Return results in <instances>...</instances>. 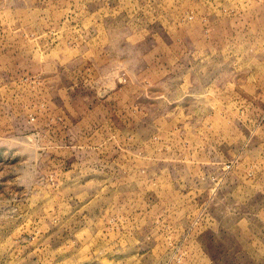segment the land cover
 <instances>
[{
	"label": "rangeland",
	"instance_id": "rangeland-1",
	"mask_svg": "<svg viewBox=\"0 0 264 264\" xmlns=\"http://www.w3.org/2000/svg\"><path fill=\"white\" fill-rule=\"evenodd\" d=\"M197 36L216 62L206 63L217 70L210 89L216 104L203 98L188 104L186 116L168 113L165 67L199 66ZM113 40L121 51L115 96L85 60L97 59L96 45L109 52ZM260 47L264 0H0V264H207L209 251L196 248L214 223L211 211H264V187L243 204L257 188L236 185L233 174L257 173L253 165L240 167L261 129L264 104L236 83L221 87L227 57H240L236 68L241 53ZM49 60L78 63L71 77L97 94L94 101H101L96 90L105 97L104 111L94 108L100 121L70 130L50 90L62 75L41 73ZM192 114L205 115L197 130L205 136L212 123L215 139H194ZM182 129L185 137L174 139L178 151L165 153V134L177 138ZM213 143L216 170L165 169L195 166ZM183 178L201 184L181 187ZM203 239L218 263L258 264L264 219Z\"/></svg>",
	"mask_w": 264,
	"mask_h": 264
},
{
	"label": "crops",
	"instance_id": "crops-1",
	"mask_svg": "<svg viewBox=\"0 0 264 264\" xmlns=\"http://www.w3.org/2000/svg\"><path fill=\"white\" fill-rule=\"evenodd\" d=\"M209 18V17H208ZM116 40V39H115ZM113 40L111 41V45H108V47H111L112 49H109V52L105 51V47L102 45H96V56L97 59H85L84 55L82 54L83 60H91L95 64V73L99 76L100 86L103 87V91H113L114 96L117 94V91L121 89L122 86H117V81H115V76L119 74V68L120 66V58L119 55L121 51H118V43ZM211 41V40H206ZM205 41H202L201 39H198V36L194 38V44L197 50L195 51V55L193 57L195 58L194 63L195 65L200 64L199 66L193 67V69L188 68H177L174 69L173 67H165V107L168 109V113H171L170 111L177 110V115L179 116L180 111L183 112L184 116H186L192 106H188V104L192 101L195 106L198 104H201V101L203 98H207L209 101V106L212 107L213 103L216 104V102H213V100H216V96L212 94L211 90L212 88H216L217 85V70L212 68L211 66L206 65L208 63L211 65L212 63H216L214 61V57H212L211 53L206 52L205 50H202L201 44ZM88 49L82 47V53L83 50ZM244 54V55H243ZM242 60L240 63H237V67L240 70H236L234 65L236 64V59H240L238 56H232L227 57L231 62V66L227 67L226 70V82L222 88L225 86L226 89H228V86L230 88H234L235 83L237 85H240L242 89L251 91L252 93L257 92L258 96V104L263 103L264 104V50H261V47L258 51L252 50V51H246L244 53H241ZM257 60V65H255V62L253 60ZM68 62H71V60H68ZM67 61L62 62L60 60H49L48 63H45V68L41 71L42 74L47 73L50 74V79H55L56 74H60L61 78L63 79V82L60 85L56 84V81L51 83L50 90L55 93V96L53 102L55 100H58V105L56 104L59 111H65L67 120L70 122L71 127L76 126L77 130L81 132V127L83 129L86 128L85 125H89L94 119H98L100 121L102 116H99L96 114L95 107L99 111H104L105 105L104 101H102L105 97L101 95L99 90H96L98 94L101 96L99 100V97L97 94H95L91 89L85 88L83 84L77 81L76 78H72L73 74L75 73V69L78 65L76 61L68 64ZM77 63V64H76ZM252 63V64H250ZM68 64V65H67ZM254 64V65H253ZM257 67V68H256ZM256 68V69H253ZM41 69V68H39ZM240 71V73H239ZM38 72V71H37ZM40 72V71H39ZM234 74L235 79H234ZM176 75V76H174ZM233 75V76H232ZM229 76V77H228ZM61 92V93H59ZM103 92V93H104ZM250 92V93H251ZM146 93H151V91L147 90ZM152 96V95H148ZM153 97V96H152ZM94 98L97 99L94 101ZM263 99V100H262ZM199 102V103H198ZM262 104V105H263ZM39 107L41 108L42 103H38ZM199 106V105H198ZM185 107V108H184ZM99 108H103V110H100ZM172 108V109H170ZM177 108V109H176ZM180 108H183L180 110ZM61 109V110H60ZM188 109V110H187ZM191 113V112H189ZM210 115H212V111H210ZM173 116V114H167L165 113V119ZM202 116H190V123L194 126V139L199 138H210L215 139V134L212 132V123L209 125V127H206L209 129L210 133L205 134V136L202 135L200 130H197L196 124L200 122V120L204 117ZM189 117V116H188ZM196 122V123H195ZM85 126V127H84ZM181 126V125H180ZM196 127V129H195ZM179 128V126H178ZM185 130H180L178 137L175 138L174 135H168L165 134V153L167 150L172 151V153H175L178 151L179 146L175 144L174 139L182 140L183 137H185ZM180 144V141H179ZM214 145H209L208 152H205L206 157H201L198 163H195V166H180V164L175 163H168L165 165V169L172 171H214L217 169V165L213 164L215 160H217V154H218V148L217 143H213ZM253 147V148H252ZM252 148V149H251ZM263 155V156H262ZM261 157H264V121L261 124V129L253 140H251L248 144V147L245 148V162L242 164L240 169L243 167H246V165L249 167L250 165H253L255 168V171L257 172L256 175L254 174V177L252 178H246L245 172L243 170H239V168H236L233 170V174L237 176L238 181L236 185H242L245 188H257L256 190L249 192L248 196L242 200L241 202L243 204H247L248 202H252L250 200L251 196L260 195L262 192L261 187H264L262 185L264 183V162H257L252 163L253 161H249V158L257 157L260 159ZM215 157V158H214ZM264 160V159H263ZM166 161V158H165ZM201 162V163H200ZM206 162V163H204ZM208 163V164H207ZM171 168H169L168 166ZM216 168V169H215ZM241 172V173H240ZM240 173V175L238 174ZM188 178H183L182 183H179L181 187L186 186H192L196 187L200 185L201 183H197L196 180L191 181L188 180ZM196 179V178H195ZM201 179V178H200ZM202 180V179H201ZM201 180H198L199 182ZM205 181V180H203ZM231 183H236L234 180V177L232 179ZM240 183V184H239ZM177 185V184H174ZM206 185V181H205ZM235 185V184H234ZM233 185V186H234ZM202 186V185H201ZM222 201V200H220ZM165 202H168V194L165 198ZM218 202V199L217 201ZM233 202V201H232ZM262 210V209H261ZM256 210V211H249V210H225V211H211V217L214 221L213 225L210 224L204 233L200 237V242H198V246L196 250L201 251H209V258L207 264H221V261L218 263V257L214 256L212 251L207 247V242H205V239L203 237L206 234L211 235L214 237L217 233H223L229 234L233 232V226L241 227V228H247L249 229V224L253 220L258 219H264V211ZM166 218H169V216L165 213ZM225 219H232L233 221L229 222V225H225L224 229L218 226L220 222H222ZM233 222V223H232ZM228 224V223H227ZM253 236L259 238L256 234H253ZM264 243V241H263ZM215 257V258H214ZM260 260H264V255H258V264L260 263Z\"/></svg>",
	"mask_w": 264,
	"mask_h": 264
}]
</instances>
